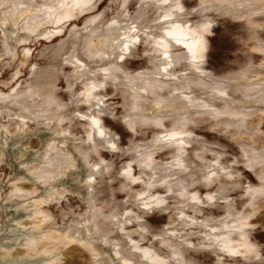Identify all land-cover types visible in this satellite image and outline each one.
<instances>
[{"label": "rangeland", "instance_id": "1", "mask_svg": "<svg viewBox=\"0 0 264 264\" xmlns=\"http://www.w3.org/2000/svg\"><path fill=\"white\" fill-rule=\"evenodd\" d=\"M22 2L19 7L31 9L52 3L50 0H35L32 2V8L29 6V0ZM176 3H180L181 10L163 18L162 10L171 8ZM214 6L205 0H166L163 4L156 0H93L92 8L71 18H65L58 24H49L46 30L52 31L51 34H46V31L29 34L28 28L23 24L24 28L18 29V39L9 43L7 51L3 48L0 28V134L2 130L4 133L8 131L5 134L6 147L11 149L23 146L19 140L23 134H16L14 127L22 117L18 116L19 111L12 101L33 88L35 71L51 65L52 53L58 49L61 53L56 60L58 73L53 82V101L49 110L40 112L44 115L59 111V137L65 135L70 138L67 140L68 144L77 143L86 156L85 165L96 171L89 179L88 186L92 195L93 210L76 187L72 186L76 179L74 173L80 168H75V171L66 170V173L56 177L55 183H66L61 186L60 196H55L44 204L51 214L47 223L52 222L56 229L66 230L73 217L80 218L81 225H88L84 227L86 238H90L89 240L94 241L91 235L96 227L107 228L110 230L111 241L136 242L140 247L149 248L170 260V264H264V195L251 194L255 188H264V101L257 99L260 91L257 94L254 90L251 91L252 99L240 107L250 115L248 113V117L246 116L244 126L234 128L225 126L224 118H228L225 114L211 116L190 110V113L181 115L184 119H180V115H173L175 113H171L167 108L155 115L160 120L159 125L145 122L142 118L147 113L149 116L153 114L142 104L144 116H139L140 120L135 114L132 95L122 86L127 79L137 78L134 82H139L140 85L141 79L145 78L146 82V77H154L162 83L165 82L167 88L149 93L137 89V100L145 99L149 102L150 98L156 95L164 97V100L175 94L195 96L200 102L210 103L209 106L204 105V109H221L229 98H239L241 91L234 82L244 76L254 79L264 73V12L255 11L253 14L254 9L248 8L250 11L243 9L245 14L237 17ZM4 7L6 6L4 5L3 9ZM137 13L143 17L142 21H134ZM247 13L250 14L248 17ZM30 18L32 16L28 15L25 19ZM173 21L191 26L210 23L208 31L204 33L203 58L199 64L188 65L183 58L185 47L171 42L169 54L165 56L169 61V64H165L166 70H163L162 74H149L152 64L158 63L161 57L160 52L153 50L152 36L158 35L163 27ZM110 24H114L113 27L118 30L136 25L137 31L136 38L129 44L128 50L116 59L114 76L102 71L103 65L97 66L96 61H101L97 54L93 58L86 56L88 49H95L97 35L102 36L103 33L100 32ZM71 48H75L74 53L78 54L77 60L71 58L75 62H71L68 52H64L65 49ZM102 56L107 58L105 61L114 58L113 54L104 53ZM80 70H85V74L77 79L75 76ZM191 79L204 81L208 88L194 84L190 85V88H183L182 85ZM91 80L102 83L96 90L97 94H94L93 105L85 102L82 96L86 81ZM256 84L258 83L252 86L261 87ZM217 85L224 87V92L217 93L220 97L224 96L223 98L212 96L210 86ZM91 116L99 118L104 132L93 135L92 139L88 140L85 138V130L88 129L87 121ZM128 117L135 121L133 128L126 122ZM178 119L185 120L181 129L184 131L182 136L186 143L182 152L183 163L176 166L173 157L174 146L167 141L166 134L175 129ZM23 121L27 128H24V133L28 135L24 149H27L26 155H30V152L41 146L40 134L36 132H42L49 126L46 122L38 126L27 118ZM159 141L167 143L165 146H159ZM63 147L66 149L67 144ZM58 151L62 154L60 148ZM52 153H56V150ZM247 154L250 155L249 158ZM146 157L150 159L151 166L145 167L138 161ZM248 159L255 161L254 164L249 165ZM50 161L52 157L48 158L46 165H49ZM5 162L0 158V201L8 205L9 201L3 197L10 191L14 171L13 167ZM15 163L12 160L13 166ZM127 169H130L132 179L123 177ZM24 172L26 173V170ZM204 175L210 176L209 182L202 179ZM179 180L185 186L183 196L176 190L168 189L169 185L175 188ZM81 181L84 183L86 180ZM19 182L26 188L31 185L29 180ZM222 186L227 187L224 193L219 192ZM192 194H196L197 199L191 200ZM209 195L213 196L212 199ZM89 209L95 212L94 218L89 215ZM110 212H113V218L105 220L104 217ZM230 213L234 216L249 214L248 221L251 223L244 229L246 239L256 254H246L242 251L229 253L219 249L214 235L217 227L230 219ZM110 221L115 222L109 224ZM181 221L186 224L182 226L179 224ZM227 225L226 228L231 229L230 236L235 243V222L228 221ZM78 244L79 241H74L67 246L75 247L67 255L71 262H68L67 258L62 262L92 264L88 252ZM107 245L108 249L112 250L111 243L108 242ZM174 248L181 251L180 254L171 253ZM134 251L138 252L136 249ZM134 262L135 259H132L130 264H135Z\"/></svg>", "mask_w": 264, "mask_h": 264}, {"label": "bare ground", "instance_id": "2", "mask_svg": "<svg viewBox=\"0 0 264 264\" xmlns=\"http://www.w3.org/2000/svg\"><path fill=\"white\" fill-rule=\"evenodd\" d=\"M25 1L27 2V0ZM33 1L35 0H29V2H31V5L29 6H31L32 8H33L32 6ZM50 1L52 3L44 4L43 7L40 4L41 5L40 8L37 7V9L36 8L31 9L30 7L29 8H23L24 6L23 7L21 6L22 8L19 7V4L21 3L23 4L24 2V1L22 2V0H0L1 39L3 42V48L6 51L8 50L9 43L11 41H16L18 39L19 37L18 29L20 27L22 29L24 27L26 29L28 28L27 32L32 35L43 33L45 31L46 34H51L52 31L46 30V27L49 24H58L62 22V20H64L65 18H69V17L71 18L75 14L77 15V13L79 12L92 8V4H93V0H50ZM156 1L160 2L161 4L166 2V0H156ZM205 1L209 2V4H212V6L215 5L218 8H222L223 11H226L229 14L231 13L236 16L245 14L244 12L245 11L247 12L248 8L254 9L253 10L254 12L252 11L253 14L255 13V11L264 12V0H205ZM4 5L6 7H4L3 9ZM243 9H245L244 12ZM179 10H181V5L180 3L179 4L176 3L171 8L163 9L162 16L163 18L170 17L174 13H177V11ZM28 15H31L32 18L27 20L25 18ZM249 15L250 14H248L247 17ZM138 19L142 21L143 17L137 13L134 17V21L136 22ZM23 20L25 21V23H23L24 22ZM205 20L203 19V21ZM209 24L204 23V25H201L200 23V26L199 24L198 26L197 25L191 26V25H187L184 22L173 21L168 23L165 27H163L162 31H160L158 35L156 34L153 35L152 36L154 42L153 50L155 52H160L161 57L159 58L158 63L155 62L152 64V68H151L152 70L149 71V74H162V71L166 70L165 64H169V61L165 58V56H168L169 54V48L171 47V42L182 44L185 47L183 58L186 60V63L188 65H195L198 62L200 63L203 58L204 49H205L204 33L208 31V28L210 26ZM113 25L114 24H110L106 27L104 31L101 32L99 31L100 34L103 33V35L102 36H99V34L97 35L98 37L95 38L96 47L93 46L95 47V49L91 50L92 49L91 47V49L87 50L88 55H86L93 58L97 54V57L101 58L100 62L96 61L97 66L103 65L101 70L106 72V74H111L112 76L116 75L115 74L116 72L115 70L117 68L116 59L118 57H121L128 50V48L130 47L129 44L135 40L136 38L135 33L137 32L135 29L136 25H134L132 28H128L124 30H118V28H114ZM64 52H68L71 62H75L74 60L78 59V54L74 53L75 48H71L70 50L65 49ZM60 53L61 52L58 49L54 51L52 53L53 54L52 64L42 68L40 71H35L34 74L35 84L33 88L29 90L28 93L24 94L22 97L16 99L15 101H12V104L19 111L17 112V114L19 113L18 116L22 117V119L19 120V122H17L14 127H16V134H23L21 138H19L23 146L12 147L11 149L7 148L6 147L7 137L5 136V134H7L6 132L8 131L4 133V130L1 129L2 132L0 134V158L3 161H6L5 163L13 167L14 179L11 182V188L9 193H7L6 197H3V199L5 198V200L9 201L8 205H4L0 201V264H13L15 262L18 264H65L66 262L63 263L62 260L67 258V255L71 253L70 252L71 249L72 251L75 249V247L70 246L69 248H67V246H69L74 241H79L78 245L85 252L86 251L88 252L87 254H89V260L91 261L90 263L92 264H130L132 259H135L134 262L135 264H170L169 263L170 260L166 259L163 256H160L155 251L149 248L140 247L136 242L127 243L125 241L120 242L118 240L111 241V239L109 238L110 230L107 228L99 229L98 227L96 228L93 227L95 229L94 232H92L91 237L94 238V241L92 238H91L92 240H89L90 238H86L85 235L86 232L84 226H86L87 224L81 225L80 218L73 217L71 222L67 224V228L65 226L66 230L56 229V227L52 226L51 224L52 222L47 223L49 218L51 217V214L45 208L44 204L54 199L55 196H60L62 194L61 186L65 185L66 182L55 183L56 182L55 180L57 176L66 173L65 172L66 170L73 171L75 168L76 169L80 168V170L74 173L76 179H74L72 186L76 187L74 188L78 191L79 194L82 195V197L88 203L87 205L90 207V209L92 208L93 210L94 208L93 203L91 201L92 195L91 192L88 191V186L90 185L89 179L96 172L95 169L85 165L86 156L78 148L77 143L68 144L67 140L70 138H68L65 135L63 136L60 135L61 137H59L58 135L59 133L57 132L58 131L57 126L59 125V120L61 117L58 115L59 111L44 113V115H42L40 112V110H45V111H47V109L49 110V107L51 106V103L53 101L52 100L53 82L58 73V65L56 64V60H58ZM104 53H106L107 55L113 54L114 58L111 59V61L109 59L105 61L107 58L102 56V54ZM72 57H74V60L71 59ZM107 63L110 64L107 65ZM159 64H163V66H160ZM84 72L85 70L84 71L80 70L76 74L75 78L78 79L80 75L85 74ZM263 74L261 76L258 75L254 79H249L245 76L242 77V79L240 78L241 80L237 79L238 81H235L234 85H236L237 88L241 91V96L239 98L228 97L229 99L228 100L226 99L227 101L225 100L227 104L225 105L223 104L224 106L221 107V109L220 107H218L219 109L217 108L207 109L208 107L204 109L203 106L204 105L209 106L210 103L208 104L206 101L200 102L195 96H183L178 94L177 95L175 94L172 97L170 96L167 100H164L163 99L164 97L161 98L158 95H156L157 97L155 96L154 98H150V100L152 99V101L149 100V102L148 101L146 102L145 99L137 100L135 97V94L138 92L137 89H141L146 91V93L147 92L149 93V92H155L159 89L167 88L166 84H164L165 82L162 83L161 80H158L157 78L154 77H148V78L146 77V82H144L145 78L141 79L140 85L138 84L139 82L138 83L134 82V80L137 81V78L127 79V82H125L122 86L125 87L128 94L132 95L131 97L133 100V105L136 108L134 109L136 112L135 114L138 116V118L139 116L140 117L144 116L142 115L144 114V108H142L143 105L146 106V109L150 110L151 114H153L149 116L147 113L146 115L149 117L144 118L146 116L145 115L142 118V120L145 122L150 121L151 123L159 125L160 120L157 118L158 116L155 115L159 112L161 113V111L163 112V110L167 108L171 110V113L172 112L175 113L173 115H180V116L183 113H187V114L188 112L190 113V110H192V112L198 111L201 113H207L208 115L211 116L225 114L226 116H228V118L226 120L224 118L223 121L225 126H234L235 128L245 125L247 119L246 116L248 117L249 112L241 110L240 107L244 106L249 100L252 99L250 98V95L253 93V92L251 93V91L254 90L256 94L259 93L258 91H260L259 98L257 99L264 101ZM255 83H258L261 87L258 84L256 85H258L260 88L253 87L252 84ZM101 84H102L101 82L98 83L92 80L91 82L86 81L84 85V90L82 91V96L84 101L87 102L89 105L95 104L94 94L96 93L97 88L101 86ZM192 84L196 86L197 85L202 86L203 88L204 86L208 88L205 85L204 81L192 80V79L190 81L188 80V83L183 84L182 87L190 88L189 86ZM179 86L180 85H178V87ZM223 88L218 85L213 87L210 86L212 96L223 98L224 96L220 97V95L217 94L218 92H224ZM169 92L170 91H168V93ZM173 93L174 92H172V94ZM137 95L138 94H136V96ZM3 106H5V104H3ZM181 117L178 116V118L184 119L183 117L182 118ZM24 118H27L35 122V124L38 126L41 123H45V122L49 126L48 129L45 127L42 132H38V131L36 132L37 134H40L39 139L41 141V146L38 149L34 150L33 152H30V155H26L27 149L26 150L24 149L26 148V146L24 145H26L25 144L26 139L28 138V135L24 133L27 129L24 126L25 125V122L23 121ZM139 119L141 120V118ZM180 119H178L179 120L178 122H175V124L177 125L174 127L175 129L170 130L166 134L168 138L167 141L172 146H174L175 154L173 153L174 154L173 157L175 163L174 162L173 163L176 164V166L177 165L179 166L180 163H183L181 162L182 152L184 149V144L186 143V140L182 136L184 131L181 129V127L183 128L184 126L183 122L185 120H180ZM126 122L129 125V127L133 128V124H135V121L132 117H128L126 119ZM87 125H88V129L85 130L86 133L85 138L88 140L92 139L91 137L93 135H99L104 132L103 131L104 129L100 125L99 118L97 116H91V118L87 121ZM24 128L26 129L24 130ZM20 142L16 141V143L19 144ZM59 143H61L60 146ZM64 143L67 144L66 149L63 147L66 145ZM166 143L167 142L159 141L158 145L165 146ZM59 148L62 151V154L58 151ZM54 149L56 150V153H52ZM248 155L249 154H247L246 156L248 157ZM50 157H52V161L49 162V165H46V162H48V158ZM12 160L16 162L14 166L12 165ZM138 161L145 167L151 166L150 159L148 157L142 158ZM248 161L250 163L249 165H251L252 163L254 164L255 162V161L253 162L252 159H248ZM23 169L26 170V173L24 172L25 170L23 171ZM27 169L29 170L27 171ZM123 177L125 179L131 178L130 169H127L123 173ZM82 179L83 181L84 180L86 181L84 183L82 181L80 182V180ZM202 179L205 182H209L210 176L204 175L202 176ZM25 180L26 181L29 180V182H31V185L27 186L28 188H26L22 183L19 182ZM168 189L176 190L180 196H183L185 192V186L183 185L181 180L178 181V185H176L175 188L169 185ZM225 190H227V187L222 186L220 187L219 192L224 193ZM251 194H253V196L260 194L264 195V188L261 189L255 188L253 189ZM211 197L213 196H210V198ZM190 198L191 200H195L197 199V196L196 194H192ZM1 199L2 197L0 195V200ZM92 210L88 212H90L89 215H91V217L94 218L95 212ZM104 218L105 220L107 219L110 220V218H113V212L108 213V215ZM229 218H230L229 220L223 222L222 225L217 227L216 230L217 232H215L216 235H214L215 239L217 240L216 244L219 246V249L229 253H235L239 251H242L243 253L246 254L253 253L254 249L247 241L246 230L244 229L246 225H249L251 223L250 221H248L249 214L246 213L243 215L234 216L233 213H230ZM228 221L235 222V225H233L235 227L234 229H236V235H237V240L235 243H233L232 241L233 238H231L230 236L231 229L228 230L226 228L228 226L227 225ZM112 222L115 221H110L109 224H111ZM179 224L183 226L186 224V222L181 221L179 222ZM89 226H91V224H89ZM86 227H88V225ZM88 230H90V228ZM218 234H222V235L218 236ZM108 242L111 243V245L113 246L112 248L113 251L108 249V245H107ZM176 248L171 249V253H173L174 255H178L181 252V251L179 252L178 249ZM78 249L80 248L78 247ZM135 249L138 250V252L134 251ZM254 254L256 253L254 252ZM67 260L68 262H71V258H67Z\"/></svg>", "mask_w": 264, "mask_h": 264}]
</instances>
